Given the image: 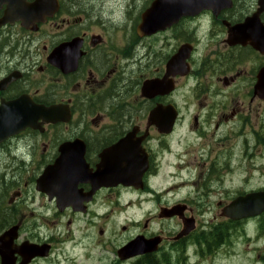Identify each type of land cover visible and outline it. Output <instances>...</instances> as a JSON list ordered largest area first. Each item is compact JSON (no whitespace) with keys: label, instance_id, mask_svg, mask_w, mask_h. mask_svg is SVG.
<instances>
[{"label":"flooded vegetation","instance_id":"1","mask_svg":"<svg viewBox=\"0 0 264 264\" xmlns=\"http://www.w3.org/2000/svg\"><path fill=\"white\" fill-rule=\"evenodd\" d=\"M18 1L42 16H7ZM106 1L0 0V240L11 231L16 235L14 244L0 247V264H43L58 245L41 235L48 221H66L69 242H77L76 223L97 217L105 222L107 209L118 206L124 192L153 198L158 206L119 246L110 247L106 229L94 226V245L113 253L100 264H171L172 253L186 252L191 242L219 247L230 227L264 215L227 218L235 200L264 189L227 199L219 175L224 167L234 169L242 138L244 144L255 141L264 130L258 123L264 98L256 94L264 55L229 41L230 30L247 20L264 26L260 0H233L231 9L185 17L147 37L138 33L145 10L139 20H114L102 16ZM165 79L171 93L144 95L148 83ZM181 88L185 95L177 96ZM18 100L22 106L13 107ZM29 105L57 107L58 121L28 113L31 120L16 131ZM160 105L176 110L170 130L150 120ZM167 167L180 169L164 178ZM188 169L198 173L192 193L162 200L188 187L182 182ZM139 238L157 249L120 255ZM26 244L45 246L49 255L28 259L17 248Z\"/></svg>","mask_w":264,"mask_h":264},{"label":"rangeland","instance_id":"2","mask_svg":"<svg viewBox=\"0 0 264 264\" xmlns=\"http://www.w3.org/2000/svg\"><path fill=\"white\" fill-rule=\"evenodd\" d=\"M152 1L107 0L102 16L114 20H139L142 12L149 7ZM96 2L97 0H82V3L86 5ZM184 95L185 90L181 88L177 96ZM258 123L263 125L264 118ZM243 140L245 138H242L240 148L236 152L239 160L234 164V169L224 167L219 171L227 199L264 189V130L258 132L255 141L251 137L250 142L244 144ZM176 169L180 168L167 167L162 174L163 177L167 178L170 173L178 171ZM188 171L189 169L182 173L184 177L182 182L189 184L188 187L177 195H163L162 200L174 198L180 200L192 193L194 187L192 178L198 173ZM213 203L215 206V201ZM157 206L153 198L145 196L141 199L124 192L119 205L113 203L107 209L106 213L109 217L105 222L97 217L92 222L84 218L76 223L74 233L77 232L74 236L78 238L77 242H69L66 221L58 224L48 221L41 235L54 237L58 245L56 254L43 264H100V261L105 262L104 259L113 256V253L109 247V250H105L102 246L94 245V226L106 229L110 247L119 246L128 235L136 232L135 226L144 224L146 218L150 213L155 212ZM114 207L116 209L113 210ZM207 219L212 220L213 216L210 215ZM136 221L140 223H135ZM124 226L130 228L128 233H123ZM226 232L224 240L226 242L219 247L209 250L208 247L197 245L194 241L190 243L191 248L186 252L174 251L171 264H264V215L261 218L234 225Z\"/></svg>","mask_w":264,"mask_h":264},{"label":"water","instance_id":"3","mask_svg":"<svg viewBox=\"0 0 264 264\" xmlns=\"http://www.w3.org/2000/svg\"><path fill=\"white\" fill-rule=\"evenodd\" d=\"M231 0H155L151 7L144 13L143 21L141 26L139 27V34L141 36H150L157 31L165 30L167 27L172 25L174 22H177L184 16H194L205 9H214V11H219L220 9L227 8L230 5ZM264 6V1L261 2ZM34 11H39L35 13ZM34 12L37 18L42 16V10L34 9L33 7H27L22 2L18 1L15 7L11 8L7 12V16L13 17L15 19H26L31 13ZM217 13V12H216ZM242 28L245 29V32L242 36ZM230 41L233 43L243 42L251 44L256 50L260 51L264 54V26L258 20H252L246 22L244 25L235 27L230 32ZM184 49L180 50L179 55H177L176 59H179L183 56ZM174 62V60H173ZM172 64V61H171ZM172 66V65H171ZM173 90V86L169 84V80L165 79L163 81H152L146 85L144 88V95L149 98H153L156 95H168ZM256 93L261 98H264V70L259 76V82L256 87ZM16 104V105H15ZM22 101L18 100L12 105L13 107L22 106ZM27 112L23 110L20 117L22 119L18 120V128L16 131L23 129L27 123L31 120L29 114H34L38 117L47 115L49 117L50 122L56 123V117L59 114V110L57 107H52L46 109L45 107H38L35 105H29ZM176 110L173 106H163L160 105L155 110L151 112L150 120L153 122L159 129L162 130H170L173 128L174 121L176 118ZM62 164V161H59ZM57 164L55 167L49 169L41 181L43 183H47V179L54 175V172L57 170ZM62 180L56 184V186H63ZM65 185L72 187L73 184H69L67 182ZM54 186V185H53ZM52 186V187H53ZM44 191L46 187L43 188ZM57 192L58 197H61V190L54 189ZM264 212V192H260L257 194H250L245 197H240L235 200L231 207L227 209V216L233 220H243L249 217H254L262 214ZM187 233V232H186ZM16 237L15 233L12 231L5 235L0 240L1 245H5L7 243H13V239ZM155 243V242H154ZM152 245L151 242L143 241V239H136L134 242L130 243L122 250H120V255L124 257H134L138 254L153 252L157 248L150 247ZM27 246V247H26ZM21 248H24L23 255H25L28 259L34 257H45L48 255V250L46 247H37L35 245H23ZM138 250V251H137Z\"/></svg>","mask_w":264,"mask_h":264}]
</instances>
